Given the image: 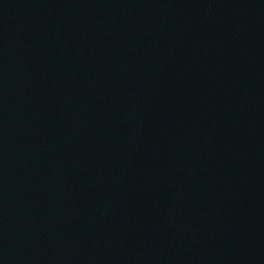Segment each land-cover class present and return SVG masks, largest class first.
I'll return each instance as SVG.
<instances>
[{"label": "water", "instance_id": "1", "mask_svg": "<svg viewBox=\"0 0 264 264\" xmlns=\"http://www.w3.org/2000/svg\"><path fill=\"white\" fill-rule=\"evenodd\" d=\"M0 264H264V0H0Z\"/></svg>", "mask_w": 264, "mask_h": 264}]
</instances>
